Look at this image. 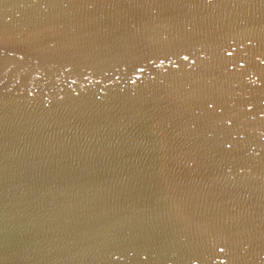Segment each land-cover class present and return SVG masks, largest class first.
<instances>
[{"label": "water", "instance_id": "water-1", "mask_svg": "<svg viewBox=\"0 0 264 264\" xmlns=\"http://www.w3.org/2000/svg\"><path fill=\"white\" fill-rule=\"evenodd\" d=\"M0 264H264V0H0Z\"/></svg>", "mask_w": 264, "mask_h": 264}]
</instances>
